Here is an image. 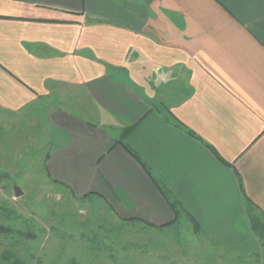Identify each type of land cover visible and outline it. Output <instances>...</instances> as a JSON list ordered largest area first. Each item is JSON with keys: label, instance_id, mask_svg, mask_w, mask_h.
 Segmentation results:
<instances>
[{"label": "crops", "instance_id": "0c3cea01", "mask_svg": "<svg viewBox=\"0 0 264 264\" xmlns=\"http://www.w3.org/2000/svg\"><path fill=\"white\" fill-rule=\"evenodd\" d=\"M33 113L48 183L90 215L264 251V0H0V116Z\"/></svg>", "mask_w": 264, "mask_h": 264}, {"label": "rangeland", "instance_id": "374dc122", "mask_svg": "<svg viewBox=\"0 0 264 264\" xmlns=\"http://www.w3.org/2000/svg\"><path fill=\"white\" fill-rule=\"evenodd\" d=\"M19 120L0 116V225L7 229L0 233V264H13L14 258L17 264H264V251L247 263L236 253L207 246L162 248L147 241L140 228L133 235L129 221L121 224L115 215H98L96 210L103 208L98 200L90 215L86 201L48 183L45 147L38 141L35 145L37 132L46 125L43 116L22 115L21 125ZM16 187L22 193L18 198ZM179 219L185 228V216Z\"/></svg>", "mask_w": 264, "mask_h": 264}, {"label": "trees", "instance_id": "16d2710c", "mask_svg": "<svg viewBox=\"0 0 264 264\" xmlns=\"http://www.w3.org/2000/svg\"><path fill=\"white\" fill-rule=\"evenodd\" d=\"M126 130L125 132H127ZM246 199V197H245ZM247 201V199H246ZM248 203V202H247ZM249 204V203H248ZM249 212H248V220L251 231L259 238L264 240V216L263 215H253L252 211L254 210L249 204ZM193 220V219H192ZM194 221V220H193ZM0 229H5L3 226L0 225ZM6 255H11L10 253H6ZM11 257V256H10ZM15 262L13 264L18 263V259L14 258Z\"/></svg>", "mask_w": 264, "mask_h": 264}, {"label": "water", "instance_id": "95a60500", "mask_svg": "<svg viewBox=\"0 0 264 264\" xmlns=\"http://www.w3.org/2000/svg\"><path fill=\"white\" fill-rule=\"evenodd\" d=\"M22 195L21 191L19 190V188H14V196L16 198L20 197Z\"/></svg>", "mask_w": 264, "mask_h": 264}]
</instances>
